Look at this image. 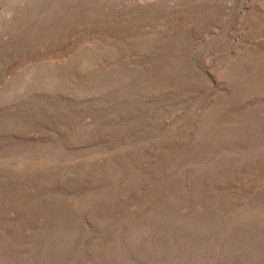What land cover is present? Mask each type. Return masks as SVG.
<instances>
[{
  "label": "rangeland",
  "instance_id": "obj_1",
  "mask_svg": "<svg viewBox=\"0 0 264 264\" xmlns=\"http://www.w3.org/2000/svg\"><path fill=\"white\" fill-rule=\"evenodd\" d=\"M0 264H264V0H0Z\"/></svg>",
  "mask_w": 264,
  "mask_h": 264
}]
</instances>
